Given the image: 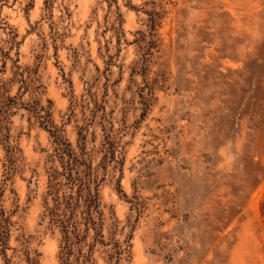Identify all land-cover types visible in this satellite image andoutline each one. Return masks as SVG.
Listing matches in <instances>:
<instances>
[{
  "label": "rangeland",
  "instance_id": "rangeland-1",
  "mask_svg": "<svg viewBox=\"0 0 264 264\" xmlns=\"http://www.w3.org/2000/svg\"><path fill=\"white\" fill-rule=\"evenodd\" d=\"M0 104L19 150L0 264H60L53 126L119 264H264V0H0Z\"/></svg>",
  "mask_w": 264,
  "mask_h": 264
},
{
  "label": "trees",
  "instance_id": "trees-1",
  "mask_svg": "<svg viewBox=\"0 0 264 264\" xmlns=\"http://www.w3.org/2000/svg\"><path fill=\"white\" fill-rule=\"evenodd\" d=\"M33 1V0H31ZM12 106H18L13 103ZM12 107H2L0 104V152L3 153L0 159L1 179H0V242L3 252L6 249V242L10 237L11 222L6 216L2 205V198L9 184L12 182L16 171V161L18 146L12 138L9 129V117L12 114ZM54 143V151L62 163L63 174L55 175L50 173V189L48 191L51 206L46 198V211L50 217L52 225L58 230L59 250L58 260L60 264H95L93 251L97 244L112 245L107 252L109 258L117 259V264L121 261L123 250L113 243L104 244L103 213L101 210L100 196L97 185L88 176H81L78 172V160L70 150V144L64 139L62 133L53 126V130H48ZM58 176H66L64 191L60 192L59 187L63 186L58 182ZM92 236L90 237V233ZM89 238L91 241L89 242Z\"/></svg>",
  "mask_w": 264,
  "mask_h": 264
}]
</instances>
